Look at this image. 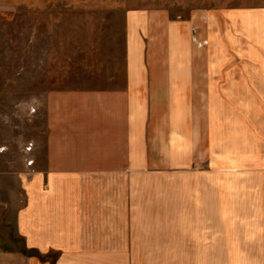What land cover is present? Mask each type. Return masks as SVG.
Segmentation results:
<instances>
[{"label":"crops","instance_id":"1","mask_svg":"<svg viewBox=\"0 0 264 264\" xmlns=\"http://www.w3.org/2000/svg\"><path fill=\"white\" fill-rule=\"evenodd\" d=\"M144 14L122 84L49 97L47 161L17 248L0 219V264H264V8L195 16L200 48Z\"/></svg>","mask_w":264,"mask_h":264},{"label":"rangeland","instance_id":"2","mask_svg":"<svg viewBox=\"0 0 264 264\" xmlns=\"http://www.w3.org/2000/svg\"><path fill=\"white\" fill-rule=\"evenodd\" d=\"M247 8H264V0H0V219L9 218L2 234L11 247L14 209L47 161L49 97L122 84L128 15L142 22L144 13L167 12L191 24L200 48L207 42L196 38L195 16Z\"/></svg>","mask_w":264,"mask_h":264}]
</instances>
